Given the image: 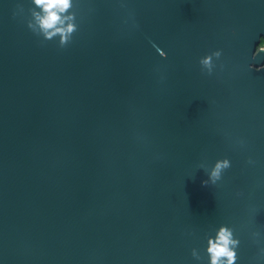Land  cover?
Listing matches in <instances>:
<instances>
[{
    "label": "water",
    "instance_id": "1",
    "mask_svg": "<svg viewBox=\"0 0 264 264\" xmlns=\"http://www.w3.org/2000/svg\"><path fill=\"white\" fill-rule=\"evenodd\" d=\"M73 4L61 48L0 0V264H264V0Z\"/></svg>",
    "mask_w": 264,
    "mask_h": 264
},
{
    "label": "clouds",
    "instance_id": "2",
    "mask_svg": "<svg viewBox=\"0 0 264 264\" xmlns=\"http://www.w3.org/2000/svg\"><path fill=\"white\" fill-rule=\"evenodd\" d=\"M31 4L33 7L28 9L31 18L28 20L27 26L34 34L42 36L44 41H51L59 37V47L61 48L72 42L73 35L78 30L76 13L73 11V0H31ZM17 8L20 13L24 11L22 5H18ZM262 43H264V37L260 39V43L253 53V59L264 52L261 47ZM157 51L161 57L166 56L163 51L159 49ZM221 54V51L217 50L203 56L199 60L202 71H206L208 75H211L215 67L214 58L218 60ZM249 69L251 71H261L264 70V65L258 68L255 64H251ZM199 167L204 169L208 175V179L202 181V184L204 186L214 185L222 178L223 172L231 167V162L225 158L217 160L210 170L203 163ZM254 235L259 234L254 233ZM239 244L240 241L234 236L233 229L221 225L214 237L209 236L207 238L208 264H236V249ZM192 255L197 260L201 259L196 249L192 250Z\"/></svg>",
    "mask_w": 264,
    "mask_h": 264
},
{
    "label": "flooded vegetation",
    "instance_id": "3",
    "mask_svg": "<svg viewBox=\"0 0 264 264\" xmlns=\"http://www.w3.org/2000/svg\"><path fill=\"white\" fill-rule=\"evenodd\" d=\"M261 47H264V43L261 45Z\"/></svg>",
    "mask_w": 264,
    "mask_h": 264
},
{
    "label": "trees",
    "instance_id": "4",
    "mask_svg": "<svg viewBox=\"0 0 264 264\" xmlns=\"http://www.w3.org/2000/svg\"><path fill=\"white\" fill-rule=\"evenodd\" d=\"M260 39H261V38H260ZM259 43H260V41H259ZM262 44H263V43H262ZM262 44H261V45H262Z\"/></svg>",
    "mask_w": 264,
    "mask_h": 264
}]
</instances>
